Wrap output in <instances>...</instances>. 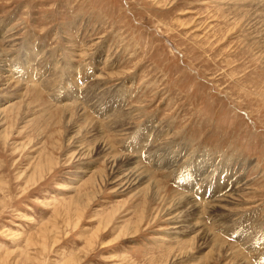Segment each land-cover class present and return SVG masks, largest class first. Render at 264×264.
Segmentation results:
<instances>
[{
    "label": "rangeland",
    "instance_id": "obj_1",
    "mask_svg": "<svg viewBox=\"0 0 264 264\" xmlns=\"http://www.w3.org/2000/svg\"><path fill=\"white\" fill-rule=\"evenodd\" d=\"M0 83V264H264V0H0Z\"/></svg>",
    "mask_w": 264,
    "mask_h": 264
},
{
    "label": "bare ground",
    "instance_id": "obj_2",
    "mask_svg": "<svg viewBox=\"0 0 264 264\" xmlns=\"http://www.w3.org/2000/svg\"><path fill=\"white\" fill-rule=\"evenodd\" d=\"M1 84V83H0ZM12 84V83H11ZM128 160V159H127ZM126 164V163H125ZM185 202V201H184ZM186 203V202H185ZM181 207V206H180Z\"/></svg>",
    "mask_w": 264,
    "mask_h": 264
}]
</instances>
